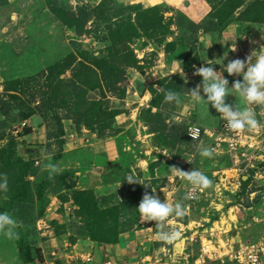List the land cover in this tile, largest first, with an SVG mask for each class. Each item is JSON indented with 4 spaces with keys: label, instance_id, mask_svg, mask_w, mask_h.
Masks as SVG:
<instances>
[{
    "label": "rangeland",
    "instance_id": "374dc122",
    "mask_svg": "<svg viewBox=\"0 0 264 264\" xmlns=\"http://www.w3.org/2000/svg\"><path fill=\"white\" fill-rule=\"evenodd\" d=\"M136 1L138 0H101L99 3H95L89 0H0V138H3L0 141V150L6 147L15 153L16 158L22 157L16 139L18 133L16 131L23 127L22 123L26 121L23 119L22 114L35 107H47L43 101L45 97L44 82L46 80L42 78L31 82L27 86L26 92L21 95V98H13L11 96L15 92L7 90L8 81L39 74L49 66L65 59L72 51L77 50L78 45L76 44L79 43L82 44L84 49L98 51L99 54H103L104 51L108 53L107 49L110 47L111 42L107 39V30L110 24L106 22L105 17L110 16L111 19H114L113 22L115 24L112 22V26L116 30L132 29L131 23L135 25L136 29L142 30L141 25L144 23L141 18L142 12L139 9L130 8L129 5H140L144 9L160 5V10L166 11V17L175 16L179 20L181 14L184 13L192 20L203 23L212 30L211 36L215 38L220 35L221 27L223 28V26L227 25L225 24L217 29L214 24L218 25L219 21L208 17L210 14H215L216 11L223 15L225 11L222 9V5L225 0H186L183 2L181 0H168L171 3H180V8H174L172 4L167 2L145 4ZM102 2H105L104 10L106 12L103 14L89 13L87 26L91 29V33L84 36H78L76 30L66 26L54 11V8L60 7L67 11L79 12L83 7L94 8ZM125 6L128 8H125ZM257 6L264 11V3ZM216 8L218 9L216 10ZM243 15L245 18L247 16L253 17L248 14ZM260 17L259 20L262 21L264 15L262 14ZM258 23L261 24V22ZM242 24L247 27L245 29L247 30V22L243 21ZM163 27V24H161L155 30L157 31L156 39L165 32ZM172 29L175 31V35L170 37L169 41L175 40L176 43L175 46L170 47L172 52L168 54H166V45L155 44L152 39V41L148 40L147 37H141L136 40L133 48L141 60L140 65H142V68H129L128 79L124 82L127 94H129L128 89L132 85V73L138 69L145 77V82H142L140 90L156 89L155 97L162 102L159 110L161 116L159 117H150L146 112V109L149 108L146 105L140 108V118L143 124L146 125L147 131L152 134V147L155 148V151H158L153 152V150L150 153L151 157L147 159L150 171L152 170L155 179L150 177V174L145 177L140 168H135L136 172L132 171L130 165L134 164L136 158L133 159V156L128 154L125 164L132 171L133 176L139 178L142 185L125 182L121 192L115 195L120 198L123 195H128L126 193L137 194L139 199L142 200L145 193L152 194L151 187L160 188L166 184L168 176H173L175 172L173 167L182 171L198 169L200 171L213 172L214 170H221L215 176L217 179L216 183L222 181L217 186L219 191L223 189L227 196L223 197V193L219 195L225 198L227 205L225 213L221 211L224 208L222 205L213 206L212 209H207L203 212L193 207L194 214L191 215V218L202 219L201 221L206 225L205 227L200 226V228L206 229L204 234L207 237L211 232L215 233L209 238L215 240L218 257L214 258L209 264H232L227 261L223 262V259H225L224 255L231 246L237 247L239 244L257 241L264 237V225L259 220L264 216V180L260 177H254L252 173L248 179L238 178V176L231 178L234 173L223 172L225 167L230 164L232 166L227 156L213 155L210 159L202 158L199 155L201 145L209 148V143L206 141L204 143L196 142L186 136L185 128L190 116L183 117L181 108L185 105L191 106L194 104L189 90L200 84L202 77L193 76V74L198 68L197 64H203L210 59L211 52L209 48L203 45L200 34L180 32L175 25L172 26ZM182 68L183 72L181 71ZM213 68H215V64ZM71 76L72 72L66 71L63 78L68 79ZM192 79L194 81H191ZM169 89L179 93L178 99L174 102H166L164 99L165 93ZM201 94L203 95L202 92ZM90 95L93 98L102 99L106 93L101 90H94ZM111 99L118 107L127 105L124 99L119 100L116 97H111ZM239 100V98L236 99L237 102ZM230 102L232 100L227 96L226 103L230 104ZM195 104H200L207 108L202 102ZM209 106L213 109L211 105ZM153 111L157 112L158 109L154 108ZM216 113V110L210 111L207 109L206 111L198 112L196 115L199 122L205 126L217 128L220 126L219 122L222 117L219 113L217 115ZM42 116L45 121L54 126L53 128L57 132L60 130L57 117L66 118L68 109H57L53 112L46 111ZM142 116H145L146 119L142 118ZM152 147L147 149L150 151ZM140 156L145 158L146 154H140ZM34 169L36 173L30 179L35 190H38L40 186L45 187L44 198L40 201L35 196L34 199H30L27 202L11 203L10 200L8 201V197L15 187L8 185L6 192H0V208L6 202H10L9 210L5 212L10 213L17 221V226L13 230L15 236L22 243H28L31 247L36 248L43 243L42 240L51 237L48 233L43 234L46 229L39 230L38 221L43 217V215H40L41 209L45 208L46 212L47 208L50 207L52 196L62 187V182L53 181L45 175L46 173L42 174L36 163L34 164ZM11 171L12 167L1 163L0 160V173L11 176ZM222 175L228 178L223 179ZM229 180H231V183H229ZM232 183L235 186L234 190L226 187V185L232 186ZM59 196L63 201L67 198L69 199L67 193ZM72 200L74 201L73 198ZM59 212L66 214L64 208H59ZM70 217L71 220L69 221L68 216H65L53 222L52 228L55 229V233H71V237L76 239L87 236L88 233L82 223V219L79 216ZM179 218L189 221V217L185 214ZM140 223V229H143V225L147 222L140 218ZM194 225V223L191 224L192 229ZM156 229L159 230L157 224ZM203 240L209 243L207 238L204 237ZM201 242L199 241V243L195 244V249L199 254ZM49 245L46 248L48 254H50L49 258H57L60 264H68L67 262L62 263L59 258V255H62V250L58 246H53L52 243ZM53 251H55L56 256L52 254ZM196 256L189 257L187 263L192 264ZM70 264H92V262L77 259ZM94 264H98V262H94Z\"/></svg>",
    "mask_w": 264,
    "mask_h": 264
},
{
    "label": "crops",
    "instance_id": "0c3cea01",
    "mask_svg": "<svg viewBox=\"0 0 264 264\" xmlns=\"http://www.w3.org/2000/svg\"><path fill=\"white\" fill-rule=\"evenodd\" d=\"M89 1L99 3L101 0ZM136 2L145 4L167 2L172 4L174 8H180L181 6L180 3H171L168 0H138ZM247 26L248 29L245 30L247 27L242 23L230 24L224 29L219 38L201 31L199 33L201 41L203 45L210 49L211 57L205 63L197 64V67L206 66V63H214V70L220 72L223 65L228 62L237 58L246 60L253 50H260L261 47H264V23L248 22ZM261 51L264 52V48ZM166 54L168 53L166 52ZM132 75V85L128 89L129 94L124 98L127 105L120 107L122 113L116 117L115 130L104 136V138L86 127H77L74 121L69 118L63 119L64 129L62 135L59 136L56 134L54 126L45 121L41 114H35L27 119V125L16 131L18 132L16 139L21 156L27 161L35 162L41 173H46L45 175L53 181L62 182V187L52 196L50 207L39 219L51 224V228L43 232V234H50L51 237L42 240L43 243L38 245L42 249L44 260H38L35 264H44L46 258H49L50 254H48L46 248L50 246V243L62 250L61 256L63 259L61 262H67L68 264L90 255L93 256L94 262H98V264H103L109 258L118 261L122 259L137 261L142 258L160 259L169 264H188L189 257L199 254L195 249V244L201 242L204 237L207 238V241L213 240L209 237L215 235V233L211 232L207 237L204 234L206 229L200 228V226L205 227L206 224L201 221V218L192 219L191 215L194 214L193 207L203 212L218 205L224 206L221 211L225 213L227 205L223 197L227 196L223 189L219 191L217 187L222 181L216 183V174L221 170L201 171L212 180V186L197 190L196 201L190 200L188 196L189 187L183 178L175 172L173 176H168L165 185L154 189L157 198L161 202L166 201L171 205L182 203L184 214L189 217V221H184L173 215L165 222V230H176L180 234V237L172 243H166L158 239L159 230L156 229V222L154 221L147 222L143 225V229L122 233L119 242L115 244L99 243L89 236L79 237L75 243H72L71 233L57 234L55 229L52 228L53 222L61 217L68 216V221L71 220L69 214H61L59 208H64L65 203L77 208L72 200V194L75 190L91 189L101 196L119 193L126 182L123 181L124 178L128 174H132V171L136 172L135 168H140L145 177L148 174L152 177L147 159L151 157L150 153L153 150V152L158 151H155V148L152 147V134L147 131L146 125L143 124L140 118V108L145 105L150 107L153 93L148 89L140 90L142 82H145L144 74L141 71L136 69ZM223 75L228 79L230 88L235 82H242V75L229 76L227 72H224ZM193 76L195 75L193 74ZM191 81H194V79ZM229 97L232 100L229 105L234 107L236 104L240 107H248L255 113V118L264 127V105H245L239 97L232 95H229ZM237 98L240 99L239 102L236 101ZM202 110L206 111L207 108L194 103L191 106H183L181 114H183V117L190 116L197 123L204 125L199 122L196 115ZM208 110L213 111L215 109H211L209 106ZM223 121L222 119L219 122L220 125ZM27 128L30 129L29 132H25ZM148 147H152L150 151L147 149ZM128 154L132 155L133 159L136 158L134 164L130 165L132 171L125 164ZM140 154H146V157H141ZM163 159L165 158L163 157ZM230 168L231 164L225 167L223 172H231ZM222 178L227 179L228 177L222 175ZM229 183H231V180H229ZM226 187L231 190L235 188L233 183L232 186L226 185ZM64 193H67L69 197L65 203L59 196ZM222 193L223 197L219 196ZM193 223L195 225L192 229L191 224ZM19 244L17 236L14 235L9 238L0 232V264H26L20 254ZM54 253L55 251L52 254Z\"/></svg>",
    "mask_w": 264,
    "mask_h": 264
},
{
    "label": "trees",
    "instance_id": "16d2710c",
    "mask_svg": "<svg viewBox=\"0 0 264 264\" xmlns=\"http://www.w3.org/2000/svg\"><path fill=\"white\" fill-rule=\"evenodd\" d=\"M263 3L264 0L223 1L222 9L225 13L221 15L216 11L215 14L208 16L219 21L218 25L214 24L217 29L227 24L223 28L221 27V33L218 38L221 37L224 29L231 23L246 21L247 23L261 22L263 24L264 19L260 21L259 18H261L262 14L264 15V11L257 6ZM104 5L105 2H102L94 8L83 7L79 12L67 11L60 7L54 8V11L66 26L75 29L78 36H84L91 33V29L87 26L89 13L103 14L106 12ZM129 7L139 9L142 12L141 18L144 21L141 25L142 30L136 29L132 23L130 24L132 29L116 30L112 26L114 19H111L110 16L105 17L106 22L110 24L107 30V39L111 42L110 47L107 49L108 53L104 51L103 54H99L98 51L84 49L82 44L79 43L76 44L78 45L77 50L72 51L65 59L49 66L39 74L8 81L7 90L15 92V95L12 94L11 96L13 98H21V95L26 92V88L31 82L42 78L46 80L44 82L45 97L43 101L47 107L39 106L24 112L22 114L24 120L31 118L35 114L40 113L42 115L46 111L53 112L57 109L66 108L68 109L66 119H72L77 127H86L104 138V136L115 130L116 117L122 113L121 108L112 101L111 97H116L119 100L126 98L127 88L124 82L128 79V69L131 67L142 68V65H140L141 60L133 48L137 39L141 37H147L148 40L152 39L155 44L166 45V51L170 53L172 52L170 47L175 46L176 43L175 40L169 41V38L175 35V31L172 29L173 25L183 33L199 34L204 31L207 34H212V30L203 23L192 20L184 13L181 14L179 20L175 16L166 17V11L160 10V5L147 9L133 4L129 5ZM125 8L128 7L125 6ZM243 14L252 15L253 17L247 16L245 18ZM120 15L122 16V14ZM143 15H146L144 16L145 18ZM161 24H163L165 32L156 39L157 31L155 30ZM66 71L72 72V76L68 79L63 78ZM94 90H101L106 95L102 99L93 98L90 94ZM149 90L153 93V98L146 112L150 117H159L161 116L159 110L162 102L155 97L156 89L150 88ZM154 108H157L158 111L154 112ZM57 118L60 130L56 134L61 136L64 129L63 119L65 118L60 116ZM142 118L146 119L145 116H142ZM29 130L27 128L25 132H29ZM185 134L187 136V125ZM1 140H3L2 137L0 138ZM0 160L1 163L12 167L11 176H7V178L8 185L14 186L15 189L8 197V201L10 200L11 203H22L34 199L35 196L40 201L44 198L45 187L40 186L38 190H35L30 179L36 173L33 161H27L23 157L16 158L15 153L6 147L0 150ZM152 177L155 179L153 173ZM156 188L151 187V193L155 196L154 189ZM126 194L128 195H123L119 198L115 194L101 196L91 189L75 190L73 192L72 198L77 206L74 216H79L82 219V223L88 233L87 236L99 243L115 244L119 242L122 233L141 228L140 216L136 210L141 200L137 194ZM66 201H68V198L63 203ZM10 202H6L0 208V212L8 211ZM44 213L45 208H42L40 215H44ZM76 240V238L71 237L72 243H75ZM19 243L20 254L26 264H35L38 260H44L41 247L33 248L28 243H22L21 240ZM59 262L58 264H60Z\"/></svg>",
    "mask_w": 264,
    "mask_h": 264
},
{
    "label": "clouds",
    "instance_id": "9594fccd",
    "mask_svg": "<svg viewBox=\"0 0 264 264\" xmlns=\"http://www.w3.org/2000/svg\"><path fill=\"white\" fill-rule=\"evenodd\" d=\"M262 48L264 47H261L260 50H253L246 60L237 58L228 62L223 65L220 72L214 70V64L209 65L208 63H206L207 66L199 67L194 72V75L202 77V81L195 88L189 90L192 101L194 103L202 102L207 109L211 105L226 122V127L230 131H258L260 129V121L255 118V113L252 110L236 104L233 107L226 103V97L229 95L239 97L245 105H264V52L261 51ZM181 71L183 72V68ZM224 72H227L229 76L242 75V82L237 81L230 88L228 79L223 75ZM178 96L177 91L169 89L166 91L164 99L166 102H174ZM213 152L214 149L201 145L199 155L202 158L210 159ZM173 170L183 178L189 187V197L192 192L212 186V180L198 169L185 172L173 167ZM123 181L129 184H141L139 178L132 174L126 175ZM7 190L8 178L5 174L0 173V192ZM136 210L141 220L156 222L159 228V240L172 243L179 238L178 231L165 230V222L170 216L182 217L184 215L182 203L171 205L166 201L161 202L154 194L145 193ZM16 226L17 221L10 213L0 212V232L11 238L15 235L13 230Z\"/></svg>",
    "mask_w": 264,
    "mask_h": 264
},
{
    "label": "built area",
    "instance_id": "2783aa9c",
    "mask_svg": "<svg viewBox=\"0 0 264 264\" xmlns=\"http://www.w3.org/2000/svg\"><path fill=\"white\" fill-rule=\"evenodd\" d=\"M27 121L22 123L25 127ZM187 137L196 142L205 141L209 143V148L214 149L213 155H225L232 163L230 168L234 173L231 178H245L248 179L251 173L254 177H260L264 180V127L260 124L258 131L243 130L240 132L230 131L226 127V122L213 128L197 123L191 117L187 122ZM191 201L197 200V192H192L190 195ZM65 212L69 216L75 217V210L68 203L64 204ZM264 225V216L259 219ZM47 221L39 220V230L51 228V224ZM200 254L195 258L192 264H209L214 258L218 257L217 248L213 240H208L209 243L202 240ZM56 256V253L53 254ZM223 262H230L232 264H264V237L257 241L242 243L237 247L231 246L227 253H225ZM60 260L62 256L59 255ZM220 258V257H219ZM222 258V257H221ZM224 258V257H223ZM227 258V260H226ZM82 260L94 262L93 256L81 257ZM58 259L46 258L44 264H57ZM103 264H169L160 259H146L134 261L130 259H122L120 261L114 259H107Z\"/></svg>",
    "mask_w": 264,
    "mask_h": 264
}]
</instances>
